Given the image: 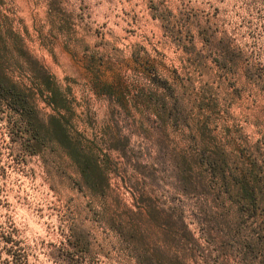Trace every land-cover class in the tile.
Listing matches in <instances>:
<instances>
[{
    "label": "rangeland",
    "instance_id": "obj_1",
    "mask_svg": "<svg viewBox=\"0 0 264 264\" xmlns=\"http://www.w3.org/2000/svg\"><path fill=\"white\" fill-rule=\"evenodd\" d=\"M264 0H0V264H264Z\"/></svg>",
    "mask_w": 264,
    "mask_h": 264
},
{
    "label": "clouds",
    "instance_id": "obj_2",
    "mask_svg": "<svg viewBox=\"0 0 264 264\" xmlns=\"http://www.w3.org/2000/svg\"><path fill=\"white\" fill-rule=\"evenodd\" d=\"M251 255H256L257 253H259L261 255V259L262 261H264V248H260L258 245L255 249V251H253L252 249L249 250Z\"/></svg>",
    "mask_w": 264,
    "mask_h": 264
}]
</instances>
